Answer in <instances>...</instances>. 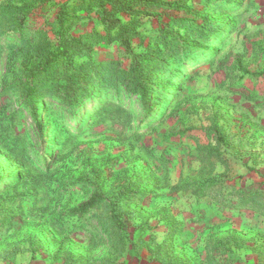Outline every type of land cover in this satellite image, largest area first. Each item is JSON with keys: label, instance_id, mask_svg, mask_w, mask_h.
Here are the masks:
<instances>
[{"label": "rangeland", "instance_id": "rangeland-1", "mask_svg": "<svg viewBox=\"0 0 264 264\" xmlns=\"http://www.w3.org/2000/svg\"><path fill=\"white\" fill-rule=\"evenodd\" d=\"M98 1L0 0V264H264V0H123L118 20L137 21L129 49L101 41L73 63L137 70L147 106L95 81L74 109L34 95L38 124L33 49L101 33ZM95 103L104 119L87 128ZM203 182L233 201L196 192ZM125 185L141 192L118 203L125 230L109 218L113 198L72 217Z\"/></svg>", "mask_w": 264, "mask_h": 264}, {"label": "trees", "instance_id": "trees-1", "mask_svg": "<svg viewBox=\"0 0 264 264\" xmlns=\"http://www.w3.org/2000/svg\"><path fill=\"white\" fill-rule=\"evenodd\" d=\"M99 13L98 16L101 19L102 32L98 33L95 30H91L84 35H72L69 32H61L58 34L57 42L51 45L48 40L42 39L37 46L33 49L34 60L32 67L28 70L29 77L33 80L39 79L40 82L35 84L32 82L26 87V104L30 106L33 118L38 124L40 123V117H38V110L41 107H35L33 97L37 96L38 102L44 97L53 98L60 102L61 106L67 109H74L77 106L83 104L92 95L91 90L88 88L90 83L97 81L99 85H105L107 80H112L114 83L122 84L127 91L132 94H137L141 97L145 106L148 104L147 94L152 91L148 89V84L143 81L142 75L137 70H124L112 63H92L87 62L80 66H74L73 59L76 56L84 55L90 50L93 44L104 41L111 43L117 41L124 49H129L131 40L136 37L135 27L136 20L127 24H122L118 20V12H131L132 6L125 3L123 0H99ZM110 4L112 8H108ZM198 27L190 29L191 37H206L208 32H198ZM215 28H209V31H213ZM196 33L197 36L194 35ZM203 37V38H204ZM172 50L175 52V56H178L183 52V45L179 43L171 44ZM180 65V64H178ZM112 66V68H111ZM167 70V68H162ZM39 88L36 89V86ZM91 109V112H86L83 116V123L87 121L86 117H89L87 128L90 125L100 124L104 116L101 115V110ZM110 120H117V118L111 114ZM58 121H53L52 124H56ZM65 130L59 131L56 142L60 137V134ZM67 136L71 134L66 133ZM57 146V143H55ZM15 154L19 152L14 149ZM15 155V156H16ZM211 184L205 182L200 185H196V192L201 195L209 193L211 196L218 198L220 203H231L233 192L223 193L220 191H213ZM141 192L130 185L120 187L112 196L109 194H103L99 190H96L93 195L85 202L78 205L73 210L72 217H77L80 221L84 220L86 215L92 210L98 208L105 198H113L108 203L109 218L114 226L123 231L126 228L123 214L119 211L118 203L123 200H134L139 197ZM262 194L256 192L251 195H245L249 199H256ZM228 196V197H227Z\"/></svg>", "mask_w": 264, "mask_h": 264}]
</instances>
